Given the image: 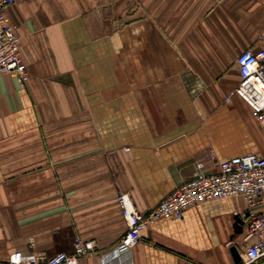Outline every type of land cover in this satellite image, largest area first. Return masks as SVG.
<instances>
[{
  "label": "crops",
  "instance_id": "obj_1",
  "mask_svg": "<svg viewBox=\"0 0 264 264\" xmlns=\"http://www.w3.org/2000/svg\"><path fill=\"white\" fill-rule=\"evenodd\" d=\"M28 73L0 76V264L13 252H70L100 264L124 232L116 194L142 212L194 172L264 153L234 92L237 55L264 48V0H15ZM241 197L159 218L108 264H235ZM262 262H259L260 264Z\"/></svg>",
  "mask_w": 264,
  "mask_h": 264
},
{
  "label": "built area",
  "instance_id": "obj_2",
  "mask_svg": "<svg viewBox=\"0 0 264 264\" xmlns=\"http://www.w3.org/2000/svg\"><path fill=\"white\" fill-rule=\"evenodd\" d=\"M15 0H0V76L15 73L19 86L27 83L28 73L20 55V39L16 25L7 15ZM264 34V32H262ZM239 80L234 88L250 107L251 114L264 134V48H246L236 57ZM241 197L245 208L235 212L244 224V245L235 264H258L264 257V153L252 152L223 159L217 171H205L197 161L193 175L180 183L146 212L140 211L126 192L116 194L126 228L107 252L99 253L100 264L129 251L141 239V230L159 218H180L185 209L205 200ZM93 239L74 236L70 252L59 251L46 255L34 251L9 255L10 264H78L79 258L94 251Z\"/></svg>",
  "mask_w": 264,
  "mask_h": 264
},
{
  "label": "water",
  "instance_id": "obj_3",
  "mask_svg": "<svg viewBox=\"0 0 264 264\" xmlns=\"http://www.w3.org/2000/svg\"><path fill=\"white\" fill-rule=\"evenodd\" d=\"M230 251H231L234 262L237 263L240 260V255H239L238 249L235 246H233L230 248ZM260 264H264V262H262Z\"/></svg>",
  "mask_w": 264,
  "mask_h": 264
},
{
  "label": "rangeland",
  "instance_id": "obj_4",
  "mask_svg": "<svg viewBox=\"0 0 264 264\" xmlns=\"http://www.w3.org/2000/svg\"><path fill=\"white\" fill-rule=\"evenodd\" d=\"M260 147H261V149H264V140L261 141ZM259 261L264 262V257H262Z\"/></svg>",
  "mask_w": 264,
  "mask_h": 264
}]
</instances>
